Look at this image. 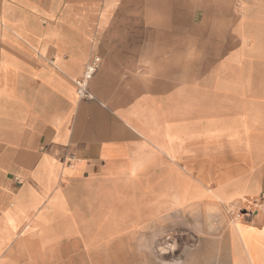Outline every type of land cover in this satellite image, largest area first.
<instances>
[{
	"label": "crops",
	"instance_id": "obj_1",
	"mask_svg": "<svg viewBox=\"0 0 264 264\" xmlns=\"http://www.w3.org/2000/svg\"><path fill=\"white\" fill-rule=\"evenodd\" d=\"M255 198L264 0H0V264H264Z\"/></svg>",
	"mask_w": 264,
	"mask_h": 264
},
{
	"label": "rangeland",
	"instance_id": "obj_2",
	"mask_svg": "<svg viewBox=\"0 0 264 264\" xmlns=\"http://www.w3.org/2000/svg\"><path fill=\"white\" fill-rule=\"evenodd\" d=\"M240 2V0H239ZM254 200H257V198L253 199V200H247L246 199V208H251L253 209L255 207L254 204H252V202ZM250 206H249V204ZM227 208L231 211L230 213H233V215H231V217H229V219L232 221L231 224L235 221L240 220L239 218H236V215H238L239 210L241 209L242 205L240 204V202H238V200H235L233 202H229L226 204ZM256 208V207H255ZM235 217V218H234ZM129 253V252H128ZM134 252H132L133 254ZM181 252L179 251H167L166 249H156L153 250L152 252H148L149 256H148V264H154L150 258L154 257L156 260H158L159 264H168L166 262V260H174L177 259L178 256L180 255ZM145 261V259L143 260V262ZM155 262V261H154ZM117 261L114 260L111 256V258L109 256H103V252H94L93 254H90V264H116Z\"/></svg>",
	"mask_w": 264,
	"mask_h": 264
},
{
	"label": "built area",
	"instance_id": "obj_3",
	"mask_svg": "<svg viewBox=\"0 0 264 264\" xmlns=\"http://www.w3.org/2000/svg\"><path fill=\"white\" fill-rule=\"evenodd\" d=\"M98 61H99V59L98 58H95L90 64H88L86 66V68H85L83 77L80 80L77 81V85H78V88L80 90L79 93L82 94V95H84V96H87V94L85 92L86 80L88 78H90L91 74L95 71V69L97 67ZM252 204H254L256 208L255 207L253 209H251V208H247V209L241 208L239 210L240 213H238V215H236V218L242 219L244 217H249L253 213L257 212L258 210H260L261 213L264 214V206H262V203L259 202V199L254 200L252 202ZM249 206H250V204H249ZM227 210H228V213L230 215H233V213H230L231 211L228 208H227Z\"/></svg>",
	"mask_w": 264,
	"mask_h": 264
}]
</instances>
